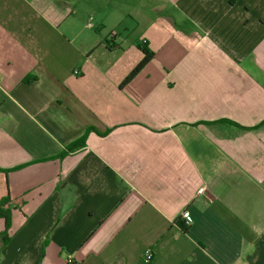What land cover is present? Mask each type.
I'll use <instances>...</instances> for the list:
<instances>
[{
    "label": "crops",
    "instance_id": "1",
    "mask_svg": "<svg viewBox=\"0 0 264 264\" xmlns=\"http://www.w3.org/2000/svg\"><path fill=\"white\" fill-rule=\"evenodd\" d=\"M261 122L264 0H0V264H264Z\"/></svg>",
    "mask_w": 264,
    "mask_h": 264
},
{
    "label": "trees",
    "instance_id": "2",
    "mask_svg": "<svg viewBox=\"0 0 264 264\" xmlns=\"http://www.w3.org/2000/svg\"><path fill=\"white\" fill-rule=\"evenodd\" d=\"M141 50L143 52V58L141 61L135 66V68L130 72V74L125 78L123 83H128L153 57V52L148 49L146 46H141ZM228 122V121H227ZM231 123V122H229ZM261 126H264V122H261L256 128H259ZM255 128V129H256ZM86 135L82 136L81 139L77 142H75L73 145L69 146L70 150L75 149L76 147H81L84 144ZM9 170H6L4 172H8ZM8 197L4 198L0 201V218L4 220L5 224V231L4 234L7 233V231L10 228V221H11V210L9 208H3L5 203L7 202ZM179 227L183 232L187 231V228L184 227L183 222H179Z\"/></svg>",
    "mask_w": 264,
    "mask_h": 264
},
{
    "label": "built area",
    "instance_id": "3",
    "mask_svg": "<svg viewBox=\"0 0 264 264\" xmlns=\"http://www.w3.org/2000/svg\"><path fill=\"white\" fill-rule=\"evenodd\" d=\"M75 75H77V73L75 72ZM203 192V189H199L198 190V194H201ZM181 217L183 219V225L185 227L189 226L190 224V221H189V213L187 211H184L182 214H181ZM153 259V254L151 252V250L147 249L143 252V255H142V260L144 263L146 264H149ZM66 264H74L73 260H72V257L68 256L67 259H66Z\"/></svg>",
    "mask_w": 264,
    "mask_h": 264
}]
</instances>
